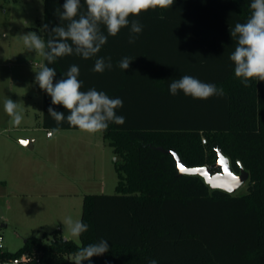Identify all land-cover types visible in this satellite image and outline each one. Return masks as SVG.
<instances>
[{
    "label": "trees",
    "instance_id": "trees-1",
    "mask_svg": "<svg viewBox=\"0 0 264 264\" xmlns=\"http://www.w3.org/2000/svg\"><path fill=\"white\" fill-rule=\"evenodd\" d=\"M42 1V29L50 31L61 24L56 10L63 12L66 0ZM251 2L174 0L129 17L143 25L134 44L130 23L96 57L64 56L50 65L43 58L56 69L54 84L75 64L82 91L95 88L123 101L116 112L125 123L109 122L101 131L114 154L115 191L83 195L80 220L89 227L79 243L54 229L25 238L14 252L1 251L0 260L27 252L32 264H77L70 255L105 239L109 251L81 264H264V81L245 86L230 60L236 47L230 29L247 21ZM81 5L85 12L84 0ZM101 30L107 35L104 25ZM41 38L47 41L48 32ZM100 57L111 58V70L92 71ZM124 57L134 60L126 71L118 67ZM184 75L224 94L171 95L169 84ZM43 105L46 130L78 129L51 118L49 107L69 113L45 91ZM157 147L174 150L186 167L214 163L221 152L234 173L248 172L246 192L230 194L199 175H179L173 155Z\"/></svg>",
    "mask_w": 264,
    "mask_h": 264
},
{
    "label": "rangeland",
    "instance_id": "rangeland-1",
    "mask_svg": "<svg viewBox=\"0 0 264 264\" xmlns=\"http://www.w3.org/2000/svg\"><path fill=\"white\" fill-rule=\"evenodd\" d=\"M42 0H0V71L13 75L24 71L30 80L11 77L8 98L17 102L23 119H0V238L2 251L14 252L29 236L40 237L59 229L64 238L71 236L63 220L80 219L82 198L88 193L111 194L117 181L113 152L102 132L89 134L79 129L50 130L58 142L47 140V130L23 114L24 107H37L41 89L35 82L43 57L26 49L22 36L36 32L42 36ZM24 85L30 97H23L18 86ZM1 117V116H0ZM34 135V147L21 143ZM84 146V147H82ZM97 175L87 180L86 175ZM247 182L235 193L246 192ZM36 201V202H35ZM41 203V211L33 203ZM44 203V204H42ZM34 204V206H35ZM44 208V209H43ZM77 260V256H69Z\"/></svg>",
    "mask_w": 264,
    "mask_h": 264
},
{
    "label": "clouds",
    "instance_id": "clouds-1",
    "mask_svg": "<svg viewBox=\"0 0 264 264\" xmlns=\"http://www.w3.org/2000/svg\"><path fill=\"white\" fill-rule=\"evenodd\" d=\"M173 2L174 0H84L86 11L81 12V0H66L63 12L56 10L61 24L50 31L48 25L43 26L42 30L49 34L47 41L36 32H29L23 35L22 39L27 50L35 51L36 55L43 57L49 65L54 64L57 58L71 55L87 60L97 56L109 36H116L130 23L129 43L134 44L136 36L143 30V25L138 20L130 22L129 17H138L142 12L156 7L172 6ZM250 8L251 14L247 21L238 22L230 29L232 38L236 40L230 60L235 66V76L240 78L245 86L251 80L264 81V0H252ZM101 25L106 27L107 35L101 30ZM133 61L130 57H124L118 62V67L126 71ZM112 67L110 57H100L95 60L92 71L103 73ZM79 75V67L73 64L64 74V78L54 84L55 68L41 65L40 70L36 71L35 82L40 89L51 97L53 105H62L69 113L65 116L64 113L49 107L51 118L57 124L66 121L70 126L89 134L107 130L109 122L124 124L125 118L116 112V109L123 107V101L120 98H110L105 92L95 88L82 91L83 82L78 79ZM179 91L193 99L201 100L224 94L222 88L201 82L190 75L171 81L170 94L177 95ZM18 107V103L10 98L4 101V111L16 125L23 119ZM62 222L73 237L78 238L88 231L89 226L80 219L74 220L68 216ZM108 251L109 245L105 239L89 244L76 253L77 264ZM149 264L158 262L151 259Z\"/></svg>",
    "mask_w": 264,
    "mask_h": 264
},
{
    "label": "water",
    "instance_id": "water-1",
    "mask_svg": "<svg viewBox=\"0 0 264 264\" xmlns=\"http://www.w3.org/2000/svg\"><path fill=\"white\" fill-rule=\"evenodd\" d=\"M21 143L29 148L32 147L27 139L21 140ZM157 149L173 155L179 175H199L211 189H220L234 194L248 179V172L242 167L238 174L234 173L230 167L229 159L221 152H218V157L214 163L199 167H186L174 150L163 149L162 147H157Z\"/></svg>",
    "mask_w": 264,
    "mask_h": 264
},
{
    "label": "crops",
    "instance_id": "crops-1",
    "mask_svg": "<svg viewBox=\"0 0 264 264\" xmlns=\"http://www.w3.org/2000/svg\"><path fill=\"white\" fill-rule=\"evenodd\" d=\"M42 21H43V18H42ZM12 76H13V78H16L18 80H20L22 78V80L24 82L27 81V79L30 80L29 77L25 75L24 71H18L17 73H15V75H13L12 72H10V71H0V116H1L0 119H2V117H3V119L10 117L4 111V101L9 96V90H10V84L9 83H10V80L12 79L11 78ZM23 86L24 85H22V86L19 85L17 91L22 92L23 97H26V98L30 97L29 93L27 92L26 89H24ZM43 97H44V90L41 89L38 105H37V107L34 108L35 110L31 109L30 107H24L23 108L24 116H26L28 118H33V123L35 125H37L38 127H42V128H44L42 126L43 106H44L43 105ZM24 137H25V139L29 140L30 143L32 144V147H34L35 142H36V137L34 135L24 136ZM45 138L48 141L51 139H54L52 134L51 135L45 134ZM63 139H64V135L62 134L61 137L54 139V140H56L55 142H58V141H61ZM82 147H84V146H82ZM113 161H114V154H113ZM85 177L87 180H94V179L98 178L97 175H91V174H87ZM35 202L31 206H33V208L35 207V209H38L39 207H36V206L41 205V203L39 202V203L35 204ZM34 204H35V206H34ZM42 204H44V203H42ZM38 211H41V209L39 208Z\"/></svg>",
    "mask_w": 264,
    "mask_h": 264
},
{
    "label": "built area",
    "instance_id": "built-area-1",
    "mask_svg": "<svg viewBox=\"0 0 264 264\" xmlns=\"http://www.w3.org/2000/svg\"><path fill=\"white\" fill-rule=\"evenodd\" d=\"M46 134L51 135V132L47 130ZM201 142L205 143V139L202 138ZM2 248L3 246L1 244V238H0V252L2 251L1 250ZM0 264H32V255L27 252H23L20 253L19 255H15L7 259L0 260Z\"/></svg>",
    "mask_w": 264,
    "mask_h": 264
},
{
    "label": "snow or ice",
    "instance_id": "snow-or-ice-1",
    "mask_svg": "<svg viewBox=\"0 0 264 264\" xmlns=\"http://www.w3.org/2000/svg\"><path fill=\"white\" fill-rule=\"evenodd\" d=\"M183 170V169H182ZM229 190H231V189H229Z\"/></svg>",
    "mask_w": 264,
    "mask_h": 264
}]
</instances>
